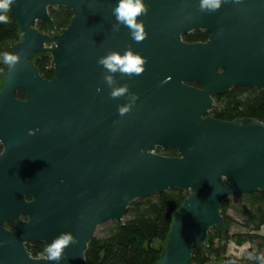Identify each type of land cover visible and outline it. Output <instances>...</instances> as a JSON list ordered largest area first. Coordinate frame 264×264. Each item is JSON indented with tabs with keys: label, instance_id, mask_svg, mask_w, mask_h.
Returning <instances> with one entry per match:
<instances>
[{
	"label": "water",
	"instance_id": "1",
	"mask_svg": "<svg viewBox=\"0 0 264 264\" xmlns=\"http://www.w3.org/2000/svg\"><path fill=\"white\" fill-rule=\"evenodd\" d=\"M143 2L140 43L123 25L113 31L117 0L11 5L19 39L5 52L19 62L0 76V264H57L25 245L46 246L61 232L76 243L58 264H88L100 224L172 188L187 196L157 264H189L210 229L226 228L224 200L264 192V119L210 113L213 97L234 86L264 91V0H222L215 11H202L199 0ZM49 7L72 11L64 28L56 31ZM201 29L206 41L183 40ZM128 48L146 60L145 70L113 74L129 93L112 98L97 61ZM47 54L51 77L34 62ZM132 93L131 110L119 115ZM167 148L178 156L156 152Z\"/></svg>",
	"mask_w": 264,
	"mask_h": 264
},
{
	"label": "trees",
	"instance_id": "2",
	"mask_svg": "<svg viewBox=\"0 0 264 264\" xmlns=\"http://www.w3.org/2000/svg\"><path fill=\"white\" fill-rule=\"evenodd\" d=\"M55 22L56 31L64 28L72 17L67 7H49ZM8 23H0V44L19 39L18 27L7 12ZM38 30L46 32V27L38 22ZM208 39L205 30H195L183 35V40ZM39 72L48 77L54 73L50 55L34 59ZM6 64L0 55V76ZM215 100L211 115L227 118L264 119V91L250 86H234L224 94L213 97ZM156 152L178 156L175 148L157 149ZM187 193L172 188L163 193L133 201L127 208L123 219L110 222L98 234L94 235L85 251L88 264H157L170 230L173 217L186 198ZM221 215L226 221L222 231L210 229L207 239L194 246L189 264H259L248 258L249 252L264 254V234L260 233L264 225V192L253 191L224 200ZM233 224L244 231L230 232ZM5 227L12 229L13 222ZM230 242L237 245L248 244L243 258L227 255ZM31 255L38 258L46 256L43 243L26 245Z\"/></svg>",
	"mask_w": 264,
	"mask_h": 264
},
{
	"label": "clouds",
	"instance_id": "3",
	"mask_svg": "<svg viewBox=\"0 0 264 264\" xmlns=\"http://www.w3.org/2000/svg\"><path fill=\"white\" fill-rule=\"evenodd\" d=\"M14 0H0V23H8L7 12L10 11ZM222 0H199V8L204 11H215L221 7ZM239 2V0H237ZM116 23L113 25V31H118L119 26L123 25L129 29V34L134 42H142L147 33L144 30L143 22L138 21V17L146 15L148 8L143 0H117L116 5L112 9ZM19 62V57L16 54L4 52L3 63L10 68L14 67ZM97 63L105 69L103 79L110 87L109 95L112 98H119L129 93L128 86H117V81L113 74L120 73L126 76L141 75L145 68L146 60L140 55L134 53L131 48L125 49L121 54L118 51H109L106 55L100 57ZM99 92L100 89L98 88ZM130 103L118 106L119 115L127 114L134 104L137 96L129 94ZM76 243L75 237L71 232H61L54 236L45 246V254L50 262H58L64 258V250L71 244ZM248 258L256 260L259 264H264V254L249 252Z\"/></svg>",
	"mask_w": 264,
	"mask_h": 264
},
{
	"label": "rangeland",
	"instance_id": "4",
	"mask_svg": "<svg viewBox=\"0 0 264 264\" xmlns=\"http://www.w3.org/2000/svg\"><path fill=\"white\" fill-rule=\"evenodd\" d=\"M13 43V42H4V43H1L0 44V55H2L5 50L8 48V46ZM113 222V221H111ZM110 222H106V223H102L98 226L96 232H95V235L98 234L100 231H102L105 226H107ZM240 231H244L243 228H241L239 225L237 224H233L231 225L230 227V232L233 233V232H240ZM260 233L261 234H264V225L261 227L260 229ZM162 246L165 245L164 242L160 243ZM248 244L245 243L243 245H237L235 244L234 242H230L227 246V255L229 256H235L237 258H243L244 257V254H245V249L247 248Z\"/></svg>",
	"mask_w": 264,
	"mask_h": 264
},
{
	"label": "flooded vegetation",
	"instance_id": "5",
	"mask_svg": "<svg viewBox=\"0 0 264 264\" xmlns=\"http://www.w3.org/2000/svg\"><path fill=\"white\" fill-rule=\"evenodd\" d=\"M195 85V84H194ZM10 222H13V221H10ZM36 243H39V242H36ZM28 244H33V243H28ZM28 244H26V245H28ZM26 245H25V247H26ZM27 250V249H26ZM28 253H30V252H28ZM44 257H46V256H44ZM42 258V257H41Z\"/></svg>",
	"mask_w": 264,
	"mask_h": 264
}]
</instances>
